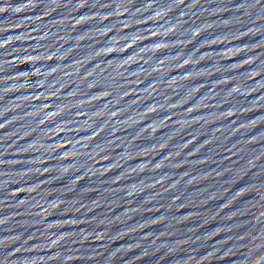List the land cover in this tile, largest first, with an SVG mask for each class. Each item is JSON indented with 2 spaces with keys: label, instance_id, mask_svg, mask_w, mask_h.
I'll return each mask as SVG.
<instances>
[{
  "label": "water",
  "instance_id": "water-1",
  "mask_svg": "<svg viewBox=\"0 0 264 264\" xmlns=\"http://www.w3.org/2000/svg\"><path fill=\"white\" fill-rule=\"evenodd\" d=\"M0 264H264V0H0Z\"/></svg>",
  "mask_w": 264,
  "mask_h": 264
}]
</instances>
